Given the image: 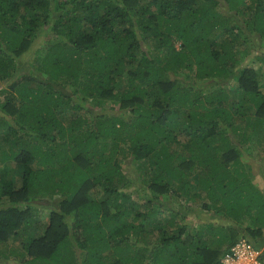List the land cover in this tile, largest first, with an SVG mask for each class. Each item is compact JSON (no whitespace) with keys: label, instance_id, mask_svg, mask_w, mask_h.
I'll list each match as a JSON object with an SVG mask.
<instances>
[{"label":"trees","instance_id":"obj_1","mask_svg":"<svg viewBox=\"0 0 264 264\" xmlns=\"http://www.w3.org/2000/svg\"><path fill=\"white\" fill-rule=\"evenodd\" d=\"M251 146L264 0H0V264H225L241 236L262 247Z\"/></svg>","mask_w":264,"mask_h":264},{"label":"rangeland","instance_id":"obj_2","mask_svg":"<svg viewBox=\"0 0 264 264\" xmlns=\"http://www.w3.org/2000/svg\"><path fill=\"white\" fill-rule=\"evenodd\" d=\"M48 25H45L41 29L42 34L35 39L33 46L29 50L24 52V54L22 55L20 72L23 70L24 71L28 70L26 68H29V69L33 68V70H35V68H36L35 67V63H36L35 62V59H36L35 54H37V53L34 50H38V53H41L39 51V47H40L39 44H41L43 42V39L46 37V33L50 32ZM33 62H35V63H33ZM249 154L250 155L248 157V160L251 162V164L254 168L255 181L264 189V152L261 150L260 147L251 146L250 150H249ZM124 164L127 167H128V165H131L130 167H128V172L130 174H132V176H133L134 168H133V163L131 162L130 158H126ZM135 174L136 173H134V175ZM133 184H135V183H133ZM46 206H49V205L44 204V205H41L39 208H40V210H42L41 207L43 209H45ZM263 237H264V231H263ZM262 248L264 249V245L262 246Z\"/></svg>","mask_w":264,"mask_h":264},{"label":"built area","instance_id":"obj_3","mask_svg":"<svg viewBox=\"0 0 264 264\" xmlns=\"http://www.w3.org/2000/svg\"><path fill=\"white\" fill-rule=\"evenodd\" d=\"M222 260L225 264H264V249L241 236L229 246Z\"/></svg>","mask_w":264,"mask_h":264}]
</instances>
